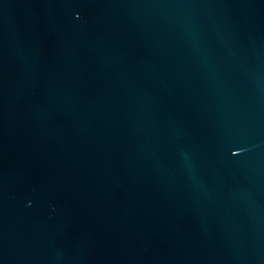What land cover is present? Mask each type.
Returning <instances> with one entry per match:
<instances>
[{
	"label": "water",
	"instance_id": "1",
	"mask_svg": "<svg viewBox=\"0 0 264 264\" xmlns=\"http://www.w3.org/2000/svg\"><path fill=\"white\" fill-rule=\"evenodd\" d=\"M0 264H264V0H0Z\"/></svg>",
	"mask_w": 264,
	"mask_h": 264
}]
</instances>
